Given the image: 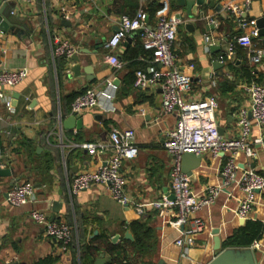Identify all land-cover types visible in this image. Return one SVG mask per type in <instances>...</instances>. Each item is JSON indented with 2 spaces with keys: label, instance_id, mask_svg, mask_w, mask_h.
<instances>
[{
  "label": "crops",
  "instance_id": "0c3cea01",
  "mask_svg": "<svg viewBox=\"0 0 264 264\" xmlns=\"http://www.w3.org/2000/svg\"><path fill=\"white\" fill-rule=\"evenodd\" d=\"M243 1L215 0V4L242 5ZM153 2L161 9L149 24L159 13L179 14L183 19L177 28L173 54L179 69L192 78L188 99L196 101L214 96L218 102L216 120L222 130L221 137H238L237 112L250 104L248 94L242 89L248 83L242 78L241 70L250 64L247 52L237 46L232 58H226L234 37L241 32L222 8L215 12L206 1L198 11L204 13L201 20L198 15L188 18L183 9L175 7L174 0L9 3L20 23L14 26L18 33L0 32V70L26 69L27 73L20 85L6 90L13 110L0 109V155L4 157L0 167L13 170L11 178H0V264H39L46 258L53 264H94L100 254L104 255L105 264H208L216 255L213 250L215 231L223 247V243L248 221L259 222L264 228V191L256 193L250 213L241 219L236 211L244 193L236 185L223 189L212 206L196 213L203 229L193 237L187 252L176 246L175 241L190 229L191 220L178 229L172 224L173 212L158 217L149 209L141 216L134 211L135 205L171 197L172 159L163 144L166 132L175 127L178 114L162 113L159 89L139 90L132 85L135 72L145 71L148 66L140 54L136 57L141 43L139 32L129 35L128 42L124 40L117 51L123 62L119 71L105 62L104 44L117 30L120 16L133 17L140 7L145 9ZM62 6L68 18L60 14ZM248 14L255 23L264 18V0H250ZM62 21H68L69 25H63ZM53 36L67 41L75 49L80 66L78 75L73 71L74 62L53 58ZM205 37L213 39L211 46L204 43ZM254 43L262 54L261 64L255 69L264 85V37H258ZM111 75L116 77L117 84L113 110L85 111L74 116L79 126L68 122L65 126L73 116L74 98L86 89L101 90L105 79ZM113 129L133 131L138 149L137 158L121 167L124 190L131 200L127 207L113 201L102 185L76 195L70 190L73 177L96 169L99 158H105L110 152L107 148L104 155L92 157L81 145L108 146V134ZM248 145L255 156L249 159L239 152L235 157L238 173L250 169L264 178V144L259 141L258 129H252ZM223 161L224 157L213 159L208 152L201 156L200 166L190 177L197 198L205 196L210 188L220 186ZM21 182L33 185L35 199L26 206L13 208L5 203L4 196ZM32 210L43 213L49 222H63L70 227L73 241L65 251L45 235L43 226L30 220ZM136 221H143L151 231L150 237L139 246H135L131 229ZM126 232L131 234L132 241L125 239ZM97 238L116 248L117 254L100 252L91 263L79 246H93ZM254 243L260 246L259 250H253L256 264H264V230Z\"/></svg>",
  "mask_w": 264,
  "mask_h": 264
},
{
  "label": "built area",
  "instance_id": "2783aa9c",
  "mask_svg": "<svg viewBox=\"0 0 264 264\" xmlns=\"http://www.w3.org/2000/svg\"><path fill=\"white\" fill-rule=\"evenodd\" d=\"M61 3L63 0H47ZM3 3L33 4L36 0H2ZM250 0H244L242 5L225 2L222 11L233 21L240 35L234 37L226 58L230 60L234 54V47L247 52L249 64L257 67L261 64V52L255 47L254 40L259 37L254 20L249 18ZM13 15V12H11ZM60 14L68 18L67 10L62 6ZM179 15V14H178ZM183 23L181 16L159 13L152 24H149L147 13L140 7L133 17L122 15L119 17L117 30L111 34L104 44L107 52L105 62L114 70L119 71L123 62L118 58L117 51L122 42L131 34L139 32L142 48L148 53L143 58L148 64L145 71H137L134 76L133 87L139 90L159 89L161 91V111L164 115L177 113L178 118L174 128L166 132L164 148L172 159L170 178V194L172 199L154 200L147 204L135 205L134 211L142 215L145 209L155 211L158 217H164L173 212L175 220L172 223L181 229L188 220L191 227L183 232V237L175 241V245L187 252L191 247L193 237L203 229L201 220L196 213L212 206L223 189L236 185L243 193L238 202L236 215L247 218L250 213L256 193L264 191V178L254 171L247 169L238 173L235 157L239 152L247 158H254L255 154L248 145V138L253 128L259 131V141L264 144V85L251 82L243 85L250 99L247 109L237 112L239 134L237 138L224 139L220 136L216 120L218 102L214 96L203 100L191 101L192 78L181 71L173 54V45L177 36V28ZM207 46L213 44V39L205 37ZM53 58L70 60L75 55V49L67 41L58 36L51 39ZM26 69L9 71L0 70V109L12 111L13 107L6 90L20 85L26 78ZM117 91L116 77L111 75L104 81L101 90L90 88L76 96L71 104V114L79 116L85 111L100 109L104 112L113 110V101ZM2 120L0 114V121ZM108 146L102 144H83L81 148L92 157H100L109 149L105 158H99V164L93 171H83L73 177L70 190L72 195L88 190L94 186H105L110 197L116 203L127 207L131 200L125 193V181L121 167L125 162H131L138 156V149L134 144V133L131 130L113 129L108 134ZM208 152L213 159L224 157L220 171L221 184L210 188L207 194L197 198L190 184V178L181 171V157L185 153L202 156ZM4 158L0 155V160ZM34 187L29 182L16 183L5 196V203L13 208H20L33 202ZM32 222L44 227L45 235L59 244L65 251L73 241L70 227L63 222H49L43 213L32 210L29 213ZM252 250H259L254 243Z\"/></svg>",
  "mask_w": 264,
  "mask_h": 264
},
{
  "label": "water",
  "instance_id": "95a60500",
  "mask_svg": "<svg viewBox=\"0 0 264 264\" xmlns=\"http://www.w3.org/2000/svg\"><path fill=\"white\" fill-rule=\"evenodd\" d=\"M206 1L210 2L209 7L214 9L215 12L221 11L222 6L219 4H215V0H174V5L177 8H181L185 11V14L188 18L194 19L198 17L203 20L204 13L199 12V8H203L205 6ZM12 8L9 3H3L0 5V32L5 33L7 31H15L14 26L19 25L20 20L11 14ZM180 16V15H177ZM62 24L65 26L69 25L68 21H62ZM256 28L258 30L259 37H264V18L256 21ZM128 42V38L125 39ZM213 49V48H211ZM69 61L75 63L73 67V71L75 75H78L79 59L74 55L70 58ZM14 99H17V95L14 96ZM70 123L74 126H79L80 122L75 120V117L72 116L66 121V124ZM220 136L222 134V130H218ZM201 164V156L194 155L191 153H185L181 157V171L187 177H191L192 172L196 170ZM13 176L12 168H1L0 167V178H11ZM18 182L19 179H16ZM172 199V197H170ZM53 222V220L51 221ZM218 232L215 231L214 235V247L213 250L216 253L215 257L208 264H256L254 252L251 248L245 249H234V248H226L222 247V243L217 236ZM125 239L132 241V236L129 232L125 233ZM94 264H105L104 255L100 254L99 257L95 260ZM162 264V263H160Z\"/></svg>",
  "mask_w": 264,
  "mask_h": 264
},
{
  "label": "trees",
  "instance_id": "16d2710c",
  "mask_svg": "<svg viewBox=\"0 0 264 264\" xmlns=\"http://www.w3.org/2000/svg\"><path fill=\"white\" fill-rule=\"evenodd\" d=\"M161 9V6L159 4L153 2L149 4L147 8H145V12L147 13L148 21L152 20L155 13ZM140 51L136 54V57L138 54L141 55L142 58H146L148 56V53L145 52L142 49V45L140 43V46L138 47ZM242 78L246 80V82L249 84L251 82L260 83V80L258 77V73L255 69V67L249 65L244 67L241 70ZM134 83V81H133ZM132 83V85H133ZM131 229L135 234V246H139L142 244V242L150 237V229L147 228L145 223L143 221L141 222H134L131 225ZM264 228L259 222H250L248 221L242 228L235 231L224 243L223 247L226 248H234V249H245L249 248L254 242H257L261 234L263 232ZM79 250L81 253H84V256L87 257V259L90 260L91 263H93L95 257L99 255L100 252H106L108 254H117L116 248L109 246L104 239L97 238L93 242V246L90 245H80ZM84 258V257H83ZM54 262L50 260L49 258H46L39 262V264H53Z\"/></svg>",
  "mask_w": 264,
  "mask_h": 264
}]
</instances>
